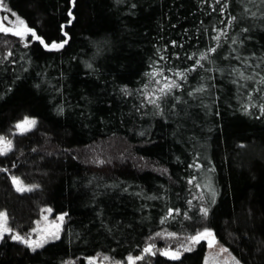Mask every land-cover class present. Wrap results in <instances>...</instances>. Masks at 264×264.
I'll return each mask as SVG.
<instances>
[{"label": "trees", "instance_id": "1", "mask_svg": "<svg viewBox=\"0 0 264 264\" xmlns=\"http://www.w3.org/2000/svg\"><path fill=\"white\" fill-rule=\"evenodd\" d=\"M227 1L73 0L74 8L52 2L43 8L38 0L3 1V8L16 16L19 11L23 25L42 40L39 33L53 34L70 12L73 29L78 19L83 23L77 40L67 38L65 56L42 45L28 71L10 65L21 46L18 39L0 35V136L13 143L6 156L0 155L5 169L0 171V212L7 214L8 228L20 233L36 224L46 206L58 208L67 214L63 240L75 249V255L58 261L60 246L30 254L5 240L0 264H86L96 252L113 258L143 256L136 264H203L206 248L175 260L160 254L171 241L204 228L199 211L191 216L199 209L198 203H189L193 158L219 164L224 174L217 188L196 185L209 209L205 224L215 231L217 243L239 263L264 264L263 73L249 91L252 111H245L246 105L239 103L242 91L233 88L242 82L240 66L264 72V1L242 0L247 19L235 25L225 18L231 13ZM228 21L227 28L223 23ZM233 27L238 29L235 43L225 35ZM244 43L250 55L230 60L228 53ZM197 46L206 47V59L200 60L202 54L190 58ZM84 49L94 54V68L80 63ZM103 49L108 51L100 57ZM161 61L165 75L178 85L165 95L159 92V77L150 75L161 69ZM195 80L202 84L192 88L189 83ZM156 97V104L149 103ZM31 116L37 118L31 130L15 132V125ZM230 131L243 138L234 144L226 138ZM147 148L155 154L145 152ZM10 176L32 191L18 193ZM209 189L214 199L219 195L216 206L210 203ZM105 204L128 219L115 224L110 215L106 220ZM176 207L188 218L165 214ZM152 209L162 218L150 229L145 214ZM135 225L141 228L138 235L132 233ZM150 243L156 249L146 255L143 250Z\"/></svg>", "mask_w": 264, "mask_h": 264}, {"label": "rangeland", "instance_id": "2", "mask_svg": "<svg viewBox=\"0 0 264 264\" xmlns=\"http://www.w3.org/2000/svg\"><path fill=\"white\" fill-rule=\"evenodd\" d=\"M3 1L4 2H8L10 0H2V7H0V26L9 28L10 30L18 28V27H22L20 25V21L21 20H20L19 17H20L21 14L18 13L19 11H17V14H18L17 16L18 17L15 14L7 12V10H5L3 8V7H5L4 4H3L4 3ZM68 1L69 0H38L40 6L43 7V8H45V7L46 8H50L49 2H52L53 4H55V6H59L60 4L61 5L63 4L65 6V8L66 7L67 8L70 7V5L71 6L74 5L73 2H72L73 0H70V2H68ZM261 1L263 2L264 0H261ZM227 5L231 9V13L226 14L225 18H227L228 20L231 21V25L232 24L235 25L236 23H238V21H242V20L245 21L247 19V17L245 15H243V13H247L248 6L245 3H243L242 0H228L227 1ZM73 8H74V6H73ZM77 11H78V7L76 5L75 6V11H74L75 17L77 16L76 15ZM218 11L220 13H222L223 16H224V10H223L222 6H221V8H218ZM233 12H234L235 15H233ZM72 17H74V15L72 13L70 15L66 14V22H64V23L60 22L58 30H55V32H53V34H52V32L49 33V34L48 33H45V34L39 33V36L44 39L43 40L44 43L40 42L42 39L34 38L31 35V32H29L27 35L24 36L23 39H21L18 36L12 35L11 31H9L8 33L0 31V35L9 34V35L15 36L18 39V41L21 43L20 49L17 52L14 53V56L12 57L10 65H13V66L23 65L24 67H26V71H28V69L31 66V64L35 61L34 55L35 54H39V48L42 49V45L43 46H45V45L51 46L54 43L55 44H63V47H61L59 49H53V50H49V48L45 47L48 50V52H54V53H58L61 56H65L66 55L65 51H67L66 49L68 48L67 43L69 41V40H67V38L68 39L72 38V39H76L77 40L79 38V34L81 33V31H79V25L81 27V24L83 23V22H80V20L78 19L77 20L78 23L73 25L74 26V29H73L71 27L72 26L71 22L73 21V19L71 20ZM69 19L71 20V22L69 21ZM223 25L228 28L230 23L228 21V22L223 23ZM23 26H25V25H23ZM214 26H216V25L214 24ZM215 29H216V27H214V30ZM224 30H221V33H223ZM237 30L238 29H235L234 27H233V29L231 31L229 30V32H228V30H225V35L228 34L229 35V39H231V41H237L238 38H239L238 34L236 33ZM218 31H220V29H218ZM246 41H250V38L248 37L246 39ZM95 42H98V41H95ZM94 44H97V43H94ZM98 44H99V42H98ZM89 45L85 46V47L89 48ZM101 46H102V44H101ZM242 46L245 47L246 43L238 44V47L240 49L239 50L234 49L235 51H230V53H228V58L230 56V60L236 62L237 60H244L245 57H248L250 55L249 52L251 53L252 51L250 49H248V48H242ZM205 48L206 47L197 46V48L191 49L190 52H192L193 54H190L189 56L191 58L194 57V56H200L203 53L202 51H205ZM209 48H210V44H209ZM103 50L101 51L102 54L100 53L101 54L100 57L104 56L105 53L108 51L107 49H103ZM81 52H82L81 56H84L85 58H83V57L79 58L80 63L82 65L84 64L85 66H87V68H94L96 66L95 62L93 63V61H95L94 58H93L94 54L91 53V56H90L89 49H84ZM228 58H226V56H225L224 59L228 60ZM224 59H223V64L229 63V61L227 62V60L225 61ZM158 67L162 69V72H161V69L155 70L156 73H159V75H157V76L159 77V81H160L161 87L165 83L175 82L171 78L168 79L169 76L165 75V73L163 71V69L165 68V63L164 62L161 61V65H158ZM241 67L242 66H240L239 68L241 69L240 76H241V73H243V77L241 76V78H240V80L242 82L238 83V84H235V86L231 85V87L233 86L234 89L238 88L240 91H242V99L241 100L239 99V103L243 104V105H246L245 106L246 107L245 111L246 112H250V111H252V108L250 107L251 106L250 103H252L251 100L254 97V95L250 94L249 91H250V89L252 88V86L256 82V75H258L260 73H263L262 76H264V72L257 71V69L254 70L253 67L251 65H249V64H246L242 68ZM175 84H176V82H175ZM201 84L202 83L197 82V80L189 83L190 86L192 85V88L195 85L199 86ZM124 90L127 93H131V91H128L127 89H124ZM68 93H69V90H68ZM147 96H148V94H147ZM24 119L25 118H23L19 122H22ZM28 119L36 120L37 118L31 116ZM67 123L69 124L71 129L76 131L75 130L76 127L74 125H70L72 123H70L68 121H67ZM250 125L252 126L253 124H250ZM15 130H16L15 132H17L16 128H15ZM227 137H231L230 141L234 142V144H236L238 142V138L240 140L243 138V136L239 137V135L237 136L238 138H234V136L232 135L231 131L228 132V135H226V138ZM5 138L11 140L10 137H5ZM217 139H219V141L222 142V140H224L223 134H219ZM217 139H216V142L218 143ZM214 143H215V140H212V144H214ZM12 145H13V143H12ZM12 149H13V147H12ZM145 152L150 153V154H155V153H153L151 148H147ZM6 155H1V156H6ZM193 162L196 163V166L193 167V164L190 165L189 173H188L189 177H188V181H187V183H188V185L190 187V197H191V201L189 203H190V206L192 204H194V203H198V205H199L198 208L199 209L195 210L194 214L191 215V216H198L197 211H199V216L202 219L201 225H203L201 227H204V228L201 229L202 230L201 232L207 230V231H210L212 233V235H214L215 231L213 229L210 230L207 227V224H205V222H206L205 219L207 220L208 214L205 216L202 213L201 209H206L207 212L209 211V209L207 208V206H205L204 202L201 200V196L199 197L198 194H200L199 193L200 190H198L196 185H199V187L200 186L203 187V186H206V185H209V186L211 185L212 187H216L217 188L219 182L222 180V175H224V174H223L219 164L215 165L214 163H211V164L205 163V162H207V159H205L203 162L202 161L200 162V160H198V162H197V160H195L193 158ZM11 178H12V176H10V179ZM245 178H247V176L243 174V179H245ZM190 180L192 181L191 183H189ZM11 183H12V181H11ZM25 186H27V185H25ZM208 191H209L208 193L211 195V196H209L210 203H212L213 205L216 206L217 203H218L217 200L219 199L218 198L219 195H218V197H216V199H214L215 197L213 196V194H211L212 193L211 189H209ZM206 201L208 202V199ZM207 202H205V203H207ZM105 206H107V209L105 211V219L106 220L111 219L110 215H111L112 220H113V222L115 224H117L119 222V219H124V220L128 219V218H125V217H127L126 214L124 215V213L118 211V209L116 207H113L110 210L108 208V205L105 204ZM45 209H51V211L50 212L44 211ZM178 210H179V207H176V209L168 208L167 211L165 212V214L169 215V212L171 211V213H172L171 216L172 217H174L176 215H179V214L180 215H184V217L187 216L186 213H182V212H180ZM72 212H76V209L73 208ZM60 216H63V221H60V220L57 219ZM98 216L102 220H104L103 219L104 215H103L102 211H98ZM161 218H162V216L161 215H157V213H155L153 209L151 210V212H148V213L145 214V221H146L148 227H150V229L154 228V226L161 220ZM187 218H188V216H187ZM54 224L59 225V237L60 238L59 239H53L50 236H48L47 242L44 243L42 247L36 248L35 251H33L32 248L28 247L27 243H22L20 241L12 239L13 235H19L24 240H29V241L41 240L43 237L47 236L48 233L56 230L55 228L52 227ZM66 225H67V214L65 212H62L58 208L56 210L51 205H48V206H46L43 209L42 215L40 216L39 220L36 222V224L31 229H29L27 231H24V232H20V233H18L15 230L4 232L3 233V237L0 238V246L5 240H7L9 242H12V243L13 242H17V243L21 244L22 246H24V248H26V250H28L30 254H34L37 251L38 252L39 251L44 252V251L52 248L53 246L54 247L55 246H60V248H62V253L60 255H57V259H56V260L60 261L62 258L75 255V253H74L75 249H73L72 246L67 245V243L64 242V240H63V236H64V234L66 233V230H67ZM7 227H8V221H7ZM69 231L70 230H68V232ZM140 232H141V228L138 227L137 225H135L133 230H132V233L134 235L135 234L138 235ZM189 238H184L183 239V238H179L178 237V239L176 241H171V243H169L170 248L169 247H163L161 251L167 250V251H170V252H179V257H180L184 253L192 252V250H195L197 248L200 249V251L203 248L204 249L206 248V255H205V258L203 260V264H234L233 256H231V254L228 251L227 252H221L220 249L224 248V247L219 245L218 243H216L212 248H207L206 247L207 238L206 239H202L198 243H195V244H191L189 242ZM151 244L152 243L148 244L147 247L149 245H151ZM152 246H153L152 251L154 252L155 249H156V246L155 245H152ZM186 249H190V250H186ZM98 253H102V252H96L92 256L87 257L86 258V264L87 263L90 264V261L93 262V264H128V257L127 258L126 257L125 258H123V257L121 258V257L114 256V258H113V257H108L106 254L100 255ZM58 261H56V263ZM136 262H137V260H136ZM136 262H135V264H136ZM48 264H53V263L49 262ZM239 264H245V263L241 260V263H239Z\"/></svg>", "mask_w": 264, "mask_h": 264}, {"label": "snow or ice", "instance_id": "3", "mask_svg": "<svg viewBox=\"0 0 264 264\" xmlns=\"http://www.w3.org/2000/svg\"><path fill=\"white\" fill-rule=\"evenodd\" d=\"M217 2H219V0H217ZM0 7H2V0H0ZM71 14V13H70ZM20 25L22 27H18L15 29H9L6 27H2L0 26V31H3L5 33H8L9 31H11L12 35L18 36L21 39L24 38L25 35H27L29 32H31V35L36 38V39H40L39 37L36 36V33L34 31H32L31 29L27 28L26 26H23V21H20ZM217 39H219V37H217ZM41 43H44L43 40L40 41ZM66 42V41H65ZM233 43H235V41H233ZM46 48H49V50H53V49H59L61 47H63V44H53L51 46L45 45ZM211 52H214L215 49H210ZM191 58V57H190ZM207 57L202 54L200 56V60H204ZM197 63L199 64V61H197ZM153 76V78L156 75H159V73H152L150 74ZM177 75H181L179 73H177ZM241 76L243 77V73H241ZM157 84H160V81L157 80L156 81ZM178 87V85L175 84V82H169V83H165L160 89L159 92L161 93V95H165L168 92L171 91L172 88ZM202 89H198V91H201ZM159 99V97H156V99H150L149 103L152 104H156V101ZM158 106V105H157ZM260 111L262 114H264V106H261ZM36 121L35 120H30L28 118H25L22 122H19L15 125V128L17 129L18 134L23 135L25 132L30 131L31 128L35 125ZM15 134V133H14ZM12 141L0 136V155H6L8 152H10L12 150ZM0 171H5V169L0 168ZM12 184L15 187V190L18 193H23V192H28V191H32V187L29 186H25L23 184V182L13 176L11 178ZM192 181L190 180L189 183H191ZM44 211H48L50 212L51 209H45ZM202 213L206 216L207 215V210L206 209H201ZM172 213L171 211L169 212V216H171ZM60 221H63V216H60L57 218ZM167 219V218H166ZM164 221H162L163 223ZM53 228H55V231H52L50 233L47 234V236L43 237L41 240L38 241H29V240H24L22 239L19 235H13L12 239L20 241L22 243H27L28 247L32 248L33 251H35L36 248L42 247L44 243L47 242L48 236H50L53 239H59V225L54 224L52 226ZM11 231L8 227H7V214L5 212H0V238L3 237V233L4 232H8ZM212 237V233L210 231H203V232H198L196 235L191 236L189 238V242L191 244H195L198 243L200 240L202 239H206ZM214 243V237H212V239L209 240V247H212ZM152 245H149L148 247H146L143 251L146 255L148 254H152ZM186 250H190V249H186ZM221 252H227L228 250L226 248H221L220 249ZM161 255H165L168 256L170 259H178L179 258V252H170V251H162L160 253ZM107 259V258H106ZM143 259V256H138L133 258L132 256L128 257V264H135L136 260H140ZM233 262L234 264H239V261H236L235 258L233 257ZM90 264H93V262L90 261Z\"/></svg>", "mask_w": 264, "mask_h": 264}, {"label": "water", "instance_id": "4", "mask_svg": "<svg viewBox=\"0 0 264 264\" xmlns=\"http://www.w3.org/2000/svg\"><path fill=\"white\" fill-rule=\"evenodd\" d=\"M212 237H214V243H213V245H212V247H213V246L217 243V237H216L215 234L212 235ZM212 237L207 238V243H206V247H207V248H212V247H209V240L212 239Z\"/></svg>", "mask_w": 264, "mask_h": 264}]
</instances>
